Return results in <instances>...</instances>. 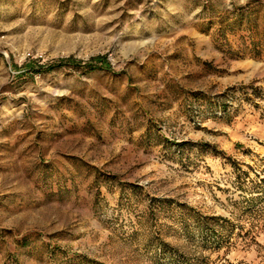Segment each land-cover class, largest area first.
Here are the masks:
<instances>
[{"label":"rangeland","instance_id":"obj_1","mask_svg":"<svg viewBox=\"0 0 264 264\" xmlns=\"http://www.w3.org/2000/svg\"><path fill=\"white\" fill-rule=\"evenodd\" d=\"M0 264H264V0H0Z\"/></svg>","mask_w":264,"mask_h":264},{"label":"trees","instance_id":"obj_2","mask_svg":"<svg viewBox=\"0 0 264 264\" xmlns=\"http://www.w3.org/2000/svg\"><path fill=\"white\" fill-rule=\"evenodd\" d=\"M93 60H95V62H93ZM64 63H70L72 66L79 68L82 72L92 71L94 69H103V70L107 69V70H109V67H110L108 61L106 60L105 55H98L95 58H91V59L87 60L83 64H81V63L79 64L78 62H76L71 57L60 58V59L55 60L51 64H47L46 68L50 69L53 67H58L60 64H64ZM36 69L40 70V69H42V67H39Z\"/></svg>","mask_w":264,"mask_h":264},{"label":"built area","instance_id":"obj_3","mask_svg":"<svg viewBox=\"0 0 264 264\" xmlns=\"http://www.w3.org/2000/svg\"><path fill=\"white\" fill-rule=\"evenodd\" d=\"M194 113H195V112H194ZM228 113H229V110H227V109H222L221 107H219L218 110H215V112H214V114H217V115L222 116V117L227 116ZM203 117H204V114L201 113V114H199V115L194 116V118H193L192 121H193L194 123H197V124L202 123L203 120H204Z\"/></svg>","mask_w":264,"mask_h":264}]
</instances>
